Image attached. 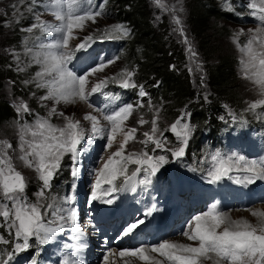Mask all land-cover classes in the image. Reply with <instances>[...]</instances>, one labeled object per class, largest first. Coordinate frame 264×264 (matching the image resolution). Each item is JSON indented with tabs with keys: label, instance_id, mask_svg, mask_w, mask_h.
Returning a JSON list of instances; mask_svg holds the SVG:
<instances>
[{
	"label": "snow or ice",
	"instance_id": "6c2138e0",
	"mask_svg": "<svg viewBox=\"0 0 264 264\" xmlns=\"http://www.w3.org/2000/svg\"><path fill=\"white\" fill-rule=\"evenodd\" d=\"M156 3L159 5L161 0H156ZM31 5L43 6L45 10H50L58 22L55 25L49 24L41 20L39 14L34 13L36 23L27 29V31L39 29L44 33L59 34V38L54 42L41 43L39 45L41 51L33 57L34 62L41 66V70L35 76L36 86L48 89V94L40 97L42 101L54 100L56 104H61L75 103L79 100L88 103L93 94L102 92L110 82L119 83L125 89L138 87L132 81L134 73L127 69L116 76L100 79L89 87V77L103 72L106 67L115 64L119 57L105 60L96 58L90 68L79 74L69 68V65L78 59L77 53L87 52L96 39L113 38V32L127 36L128 29L125 26L113 25L105 29L99 37L86 35L70 48V41L77 39L74 30L83 29L88 21L96 23L97 18L103 15L102 10L98 7L93 8L91 0H51V3L31 0ZM32 6L29 7V11L33 10ZM245 6L252 10L251 15L264 25V0H248ZM229 10H232L231 4ZM175 22L181 25L178 17ZM179 30L184 31L182 26ZM249 32L250 37L239 50L244 54L241 59L243 78L249 80L259 94V98L248 105V110L254 111L258 107H264V27L249 29ZM241 34L243 29L235 34L234 40L238 41ZM185 42H188L187 38ZM188 51L193 58L197 56L191 45ZM138 95L141 98L148 95L142 85L139 86ZM143 106L138 101L135 106L124 103L107 112L104 109H97L102 119L107 122L105 125L101 124V119L96 115L89 113L84 116L85 120L91 122L88 130L89 142L99 137L105 139L106 149H112L116 144L117 136L123 137L115 151L106 159L102 157L98 161L100 166L94 170L92 200L101 199L97 194L98 191H103L105 197H110L112 193L128 186L135 190L133 182L142 172L145 174V181L141 182L150 183V178L156 176L169 162L167 156L150 155L147 150L125 154L130 142H137L143 145L144 149H147L151 143L154 145L152 152L157 149L167 151L177 159L185 155L192 127L183 121L187 120L190 113L185 112L170 125V128L161 130L157 111L151 120L150 132H144V139L137 141V127L125 129V122L134 111ZM17 113L21 117L24 113L32 114L26 102L18 104ZM53 115L63 117L64 123L53 124L51 122ZM146 123L149 121L142 116L137 121L140 126ZM164 131L175 133L180 146L167 147L168 141L163 136ZM82 144L85 147L82 148ZM86 151L85 130L80 121L65 116L64 112L57 111L55 106L50 109L48 116H37L32 123L19 125L17 148H13V145L6 140H0V228L6 229L11 234L10 239H5L4 234H0V244L12 245L11 251L0 249V264H10L15 254L28 250L31 247L30 240L35 239L40 244H47L55 238L56 233L63 232L66 227L71 229L76 239H79L82 230L77 223L75 192L66 195L60 201L53 200L48 204L42 201L46 199V190L51 188L53 179L61 169L64 156L70 154V174L75 179L80 174L81 155ZM14 156L25 167L34 169L42 182L40 190L36 193L35 202L26 195L28 181L26 176L17 170ZM211 159L214 162L208 173L211 183L221 181L225 177L232 180L233 172L243 173L241 177L236 178L237 184H254L257 180H264V159H248L235 153L225 158L219 151L212 155ZM129 164L137 166L131 175L128 174ZM120 177H123V183L118 187L115 182ZM105 184L109 187L102 188ZM103 202L112 204L114 199H103ZM153 211H156L155 205L149 209L148 215ZM252 215L258 217V225L246 220H232L229 213L220 210L214 203L208 211L196 215L182 232L189 241L198 242L195 246L165 240L150 248L142 246L124 249L119 252V256L138 257L146 264H202L205 260H211L212 264H264V212L253 211ZM143 223V220L131 223L124 230V235H129L138 224ZM65 247L69 246L65 245ZM150 252L158 253L163 259H155L149 255ZM73 255L74 252L66 254L63 264H79V259L72 258ZM111 255L113 253L109 252V255L104 257V264H109ZM125 264L129 262L125 261Z\"/></svg>",
	"mask_w": 264,
	"mask_h": 264
},
{
	"label": "trees",
	"instance_id": "16d2710c",
	"mask_svg": "<svg viewBox=\"0 0 264 264\" xmlns=\"http://www.w3.org/2000/svg\"><path fill=\"white\" fill-rule=\"evenodd\" d=\"M160 5L167 7L166 2L162 0L159 5L153 0H108V10L115 18L111 17L105 22L122 19L126 20L133 29L132 34L125 40V56L120 66L133 70L136 84H144L153 94V100L145 103L150 106V113L147 115L154 117L157 108L161 114H165L168 125L163 130L170 128L181 107L192 102L191 100L198 93L201 94L200 102L196 98L195 102L191 103L193 118L203 130L214 129L220 124L217 118L221 113L222 101L231 102L235 104L234 107L241 109L244 107L242 105L244 101L254 99L247 96L244 89L239 91L238 98L232 97L233 93L230 92L232 87L235 88L232 84L239 83L237 80L240 79L238 69L240 58L233 41L229 39L233 36L234 28L230 27L228 22L237 21L230 12L220 7L217 0H189L184 31L181 32L170 13L157 16L162 9ZM0 18L3 19L2 14ZM2 21L0 19L1 26ZM14 31V37L10 38L0 27V35L4 43L19 45L22 32L20 29ZM187 37L190 41L188 45L185 42ZM224 39L228 40L231 53L223 51ZM189 45L197 53L194 58L188 51ZM2 53L0 48V98H2L0 126L4 128L7 137L12 136V140L17 144V133L12 132L11 128L7 129V126L12 124V120H17L14 107L9 106L7 99L21 95L28 96L33 89L22 88L18 74L9 68V58ZM191 59H194L195 65L201 71L204 70L207 77L206 86H203L205 80L200 79L202 76L195 75L190 69ZM6 77L13 79L14 85L10 88L12 91L6 92L4 89ZM239 85L241 86V83ZM201 87L203 90H198ZM203 91L210 94L209 103L203 99ZM36 92L42 94L44 91ZM10 103L12 105L11 101ZM32 104L34 109L42 111L37 102ZM165 132L170 136L169 131ZM194 144H197V141ZM38 182L29 185L30 194L35 193Z\"/></svg>",
	"mask_w": 264,
	"mask_h": 264
},
{
	"label": "rangeland",
	"instance_id": "374dc122",
	"mask_svg": "<svg viewBox=\"0 0 264 264\" xmlns=\"http://www.w3.org/2000/svg\"><path fill=\"white\" fill-rule=\"evenodd\" d=\"M162 1L166 2L168 9H164L163 11H160L158 13H160V15L162 16L168 12L171 14V16L175 20L178 17L181 20L182 25H184L185 17L187 15V8L189 10V7H188L189 0H162ZM153 2L155 4H157L156 0H153ZM30 6L31 5H29L28 0H0V14L3 15V19L0 18L1 20H3L2 26L0 25V27L4 30V32L10 38L14 37V33H15L14 29H20L22 32V36L20 37L18 46L13 45V44L4 43L2 40V37L0 35V48H1V51L3 52L2 54L6 55L9 58V60H10L9 68L14 73L18 74L17 75L18 80L20 81L22 88H24L25 90H28L26 87L33 89V91L30 92L28 96L21 95L18 97L8 98L7 103L9 104L10 107H12V108L14 107V113L16 116H18L17 106L21 102H26L30 109L34 108L32 103L37 102L38 106L42 108V112H43L42 116L43 117L48 116L50 109L53 106H55L57 111H63L65 116L72 117L75 120H79L81 126L85 130V134H87L89 132L88 130L90 129V126H91V122L84 119V116L86 114L90 113L92 115H96L101 119V124H106L105 121L101 118L98 111H96L95 107L89 103H84L82 101L77 100L75 103L56 104L54 100L42 101L40 99L41 96L48 94V89L43 88V87L38 88L36 86L37 81L35 80L36 73L41 70V66L34 62L33 57L36 53L41 51V49L39 48V45L41 43L38 41L37 38L35 41V36L37 35V29H33L32 31H27V29L30 28L33 23H36V21L34 19V13L39 14L41 20H43L42 19L43 16H48V15L38 11L34 7H32L33 8L32 11H29ZM160 6L162 7L163 5H160ZM111 17H112V15H111V13H109L106 16L98 17L96 23H92L91 21H88L85 24L83 29H75L74 30V36L78 39V37H80V36L84 37L86 35L94 34V33L99 32L102 29L109 27L113 23H116V22H112V23L111 22L110 23L105 22L106 19H109ZM114 18L115 17L113 15L112 19H114ZM117 22H121V21H117ZM29 23H31V25L27 26ZM228 23L230 24V27L234 28L235 34L237 32H239L241 29H243V34H241L239 36L237 43H235V40H234L235 34H234V36L229 37L230 41H233L235 48H236V51H237V54L240 58L239 59V68H238L239 73H240V79L238 78L237 81H239V83H241V86L237 82L235 84H232L235 86V88L232 87L231 91H230L233 93L232 97L238 98V95L240 94L239 91L244 89L243 91H245V94H247V96H251L250 98H254V99L259 98V94H258L257 89L253 86V84L249 80H246L243 78L241 58L244 56V54L239 50L241 46L238 45V44H240L243 46L251 35V33L249 32V29L255 30L257 27H255L254 25H251V24H247V23H235L234 21L228 22ZM104 24H106V25H104ZM125 25H128V24L125 23ZM77 39L70 41L69 47L75 45ZM187 39H188V42H187V45H188L190 43V41H189L188 37H187ZM242 39H245V40L242 41ZM222 41H223V45H222L223 51L226 53H231L232 50H231V48L228 47V43H229L228 40L224 39ZM29 49H31V51H29ZM123 59H124V56L117 59L115 64H112V65H109L108 67H106L103 72H100V73H97L93 76H90L89 77V80H90L89 87H91L92 84H94L95 82H97L100 79H104L106 77H109L110 75H115L120 70H124V68L122 66H120ZM189 67H190V69L193 70L195 75H201L202 76V77H200V79L205 80V84L203 86H206V78H207L206 74H205L204 70L201 71V69L195 65L194 59H191ZM5 80H6L5 81L6 85L4 86L5 91L6 92H7V90L12 91L10 88L14 85L13 79L10 77H6ZM237 85H239L240 88H238ZM42 90L44 91L42 94H37L36 91H42ZM200 90H203V87H201ZM203 97L210 100L209 93H207L206 91H203ZM1 100H2V98H0V101ZM149 100L150 99H148V102H150ZM10 101L12 102V105H11ZM142 104L144 106L142 108H139L136 111H134L132 113V115L130 116V118L125 122V129L130 128V127H137V129H138L136 132L137 141L144 139V136H143L144 132H150L151 120L153 119V117H150L149 115H147L150 113V106H147V104H144V102ZM247 104H248V102L244 101L242 103V105H244L243 108H241V109L232 108V109H235V111H234L235 116H243L246 113V105ZM89 105H91V107ZM185 108H186V104L181 107L178 115L183 113V112L190 113L189 110H185ZM32 111L33 110H31V112ZM157 111L159 112L158 125H159L160 129L163 130V128L168 125V121L165 118L166 115L163 113L161 114L158 108H157ZM27 114L28 113H24L23 115H27ZM141 116L145 120L149 121V123H146L143 126L138 125L137 121L139 120V118ZM192 116L194 117V115H192ZM19 122L20 121L18 119L15 121L12 120V124L10 123L9 126H7V129L11 128L12 132H16L18 135L19 125H20ZM51 122L53 124L62 125L64 123V119H63V117H58V116L53 115L51 117ZM192 123L197 126L196 121L193 120ZM13 125H14V127H13ZM3 126H5V125H3ZM157 135H159V133ZM122 139H123L122 136H117L116 144L113 146L112 149H107V152H106L107 155L116 150V146H118V144L122 141ZM0 140H6L13 145V148H17L18 143L16 144L12 140V136L7 137V134L5 133L4 128H2L1 126H0ZM142 150L143 149H142L141 144H139L137 142H130L126 148V153L127 152H133V151L140 152ZM66 156H67V154L64 156V158L62 160V162H64V163L66 162ZM14 163L17 166V170L21 171L26 176L27 181L29 182V185H33V184H36L38 182V179H39L38 174L34 171V169L25 167L21 161L15 159V156H14ZM36 193H34L32 196L37 199ZM36 199L33 200V202H35ZM45 200L42 202L45 203ZM253 211L264 212V205L262 204L260 206H256L252 210L229 212V215L231 213L232 215L237 217L235 219L233 218V220H236V221L246 220L253 225H258L259 219H258V217L252 215ZM0 234L8 235V232L3 231ZM5 239H6V237H5ZM192 243L195 246V244L198 242H192ZM63 259H64V257L59 252H55L54 254L50 255V257L47 261V264H63ZM113 260H114V258H113ZM135 260H136V262H139L138 264L142 263L139 259H133L131 261L125 260V261L133 262ZM125 261L123 262V264H125ZM113 262L115 263V261H112V263ZM100 264H104V261ZM142 264H144V263H142ZM202 264H212V261L211 260H205L202 262Z\"/></svg>",
	"mask_w": 264,
	"mask_h": 264
},
{
	"label": "bare ground",
	"instance_id": "6f19581e",
	"mask_svg": "<svg viewBox=\"0 0 264 264\" xmlns=\"http://www.w3.org/2000/svg\"><path fill=\"white\" fill-rule=\"evenodd\" d=\"M176 162H178V160H176ZM262 205V204H261ZM264 205V204H263ZM253 209V208H252ZM251 209V210H252ZM230 217H231V219L233 220V218L235 219V218H237L236 216H234V215H232L231 213H230ZM179 240H181V241H186L188 244H193L191 241H188V239H187V237H180L179 238ZM3 247H2V245L0 244V249H2ZM113 257H114V260H113ZM125 260H129V261H131L132 259H130V258H127V257H125V258H120L119 259V257L117 256V254H115V255H111V256H109V264H123V262L125 261ZM112 261H115V263L113 262L112 263ZM139 262H136V260L135 261H133V262H129V264H138ZM140 264H142V263H140Z\"/></svg>",
	"mask_w": 264,
	"mask_h": 264
},
{
	"label": "clouds",
	"instance_id": "9594fccd",
	"mask_svg": "<svg viewBox=\"0 0 264 264\" xmlns=\"http://www.w3.org/2000/svg\"><path fill=\"white\" fill-rule=\"evenodd\" d=\"M112 15V14H111ZM116 20H118V19H116ZM120 20H122V19H120ZM112 22H114V21H112ZM110 23V22H109ZM107 24V23H106ZM106 24H104V25H106ZM125 56V55H124ZM17 118H18V116H17Z\"/></svg>",
	"mask_w": 264,
	"mask_h": 264
}]
</instances>
